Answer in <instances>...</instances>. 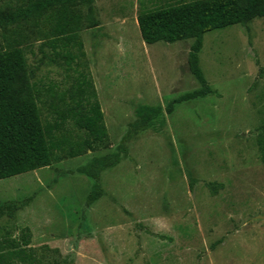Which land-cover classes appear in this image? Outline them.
<instances>
[{
  "label": "rangeland",
  "instance_id": "rangeland-1",
  "mask_svg": "<svg viewBox=\"0 0 264 264\" xmlns=\"http://www.w3.org/2000/svg\"><path fill=\"white\" fill-rule=\"evenodd\" d=\"M187 1L94 0L97 26L81 23V54L68 46V65L44 20L20 25L41 99L86 75L106 130L92 151H58L49 166L0 180V235L27 229L38 264H264V17L203 34L197 59L210 92L169 113L171 100L201 88L187 64L192 40L147 45L136 16ZM141 105L160 112L132 130ZM65 130L82 135L69 121ZM111 152L118 163L100 173L91 200L94 180L77 168Z\"/></svg>",
  "mask_w": 264,
  "mask_h": 264
},
{
  "label": "trees",
  "instance_id": "trees-1",
  "mask_svg": "<svg viewBox=\"0 0 264 264\" xmlns=\"http://www.w3.org/2000/svg\"><path fill=\"white\" fill-rule=\"evenodd\" d=\"M19 1L20 5L14 9L0 7V180L49 166L59 159L58 151L68 158L78 157L86 150L92 151V145L106 137L102 112L86 75L78 74L73 86L64 91L47 87L44 90L47 103L41 99L39 89L30 81L18 31L23 22L44 20L50 47L53 50L60 47L63 53L58 55L68 65L76 58L67 50L68 46L81 54L78 41L81 23L97 26L93 18L94 0ZM81 6L86 7L85 14L81 13ZM259 17H264V0H192L155 7L136 16L140 37L147 45L192 40L187 64L201 88L171 100L167 112H171L174 104L210 92L197 59L203 34L231 25H245ZM39 104H45L48 120L41 117ZM159 112L157 106L136 107V119L130 128H148ZM68 121L82 135L75 134V139H71L65 130ZM257 143L264 162V138L260 137ZM118 160V153L111 152L93 157L77 168L78 173L94 180L91 200L97 196L100 173L115 166ZM0 264H38L29 247L27 229L19 238L8 237L7 232L0 235Z\"/></svg>",
  "mask_w": 264,
  "mask_h": 264
}]
</instances>
